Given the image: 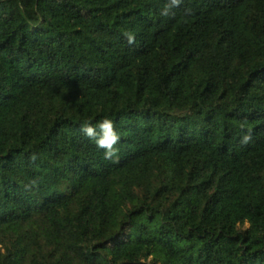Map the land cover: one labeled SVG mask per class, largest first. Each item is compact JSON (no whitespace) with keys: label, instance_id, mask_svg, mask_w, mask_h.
I'll return each mask as SVG.
<instances>
[{"label":"trees","instance_id":"trees-1","mask_svg":"<svg viewBox=\"0 0 264 264\" xmlns=\"http://www.w3.org/2000/svg\"><path fill=\"white\" fill-rule=\"evenodd\" d=\"M0 264H264V0H0Z\"/></svg>","mask_w":264,"mask_h":264},{"label":"clouds","instance_id":"clouds-1","mask_svg":"<svg viewBox=\"0 0 264 264\" xmlns=\"http://www.w3.org/2000/svg\"><path fill=\"white\" fill-rule=\"evenodd\" d=\"M179 0H171L175 5ZM162 15H168L167 8L163 10ZM134 35L127 34L129 43L134 42ZM80 130L84 136L88 137L95 144L96 149L102 150L103 159L115 160L117 158V148L114 147L120 140V135L116 131L114 122L107 117L97 120L95 123L84 121L80 125Z\"/></svg>","mask_w":264,"mask_h":264}]
</instances>
